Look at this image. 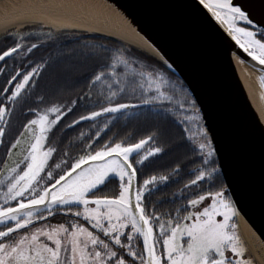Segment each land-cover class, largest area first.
Returning a JSON list of instances; mask_svg holds the SVG:
<instances>
[{"label": "snow or ice", "instance_id": "obj_1", "mask_svg": "<svg viewBox=\"0 0 264 264\" xmlns=\"http://www.w3.org/2000/svg\"><path fill=\"white\" fill-rule=\"evenodd\" d=\"M200 3L264 66V21L256 22L254 9L234 0ZM260 9L264 15V0ZM43 42H16L0 51V62L17 54L26 59ZM58 61L59 71L45 75ZM160 64L85 41L14 68L0 84V264H252L228 186L201 187L214 183L221 166L209 127L162 54ZM6 71L7 65L0 68ZM86 121L95 123L76 138L68 135ZM121 122V130L104 139ZM174 149L179 154L168 167H151L139 179ZM187 164L192 178L178 192L154 197ZM113 178L118 194H94ZM165 201L175 207H159Z\"/></svg>", "mask_w": 264, "mask_h": 264}, {"label": "water", "instance_id": "obj_2", "mask_svg": "<svg viewBox=\"0 0 264 264\" xmlns=\"http://www.w3.org/2000/svg\"><path fill=\"white\" fill-rule=\"evenodd\" d=\"M100 1L114 10L145 44L98 30L54 26L47 21H23L18 16L0 20V35L26 26H39L111 38L146 53L159 63L160 55H164L172 66L171 72L195 99L202 120L213 136L221 177L238 209L235 221L240 237L254 263L264 264V113L261 111L264 66L239 46L227 23L217 21L211 9L200 0ZM30 2L47 3L46 0H0V18ZM234 2L245 10L254 9L257 23L264 21L261 0ZM20 22H23L21 26H14ZM241 68L253 81L260 103L246 88L239 72Z\"/></svg>", "mask_w": 264, "mask_h": 264}, {"label": "bare ground", "instance_id": "obj_3", "mask_svg": "<svg viewBox=\"0 0 264 264\" xmlns=\"http://www.w3.org/2000/svg\"><path fill=\"white\" fill-rule=\"evenodd\" d=\"M76 3L65 2L64 0H46L47 3H26L23 8L14 9L6 14L2 19L17 18L23 21H47L54 26L70 25L81 27L89 30H98L105 33L117 35L122 38L138 40L141 44H145L132 33V30L124 23L120 16L112 9L108 8L100 0H84ZM56 6L61 8H47L48 6ZM75 5V7H74ZM26 16V17H24ZM23 22L14 26H21ZM246 88L252 96H255L260 103V96L251 79L246 77V72L241 68L239 70ZM254 92V93H253ZM264 113V107H261Z\"/></svg>", "mask_w": 264, "mask_h": 264}, {"label": "flooded vegetation", "instance_id": "obj_4", "mask_svg": "<svg viewBox=\"0 0 264 264\" xmlns=\"http://www.w3.org/2000/svg\"><path fill=\"white\" fill-rule=\"evenodd\" d=\"M26 30L27 29L23 28V29H20V30H11V31H8V32H6L4 34H1L0 35V51H3V50L6 49V47H4V46L2 47L3 41H4V36L6 34L7 35H13L14 37H16L17 38L16 42H22L24 44H31L33 42H36V41H33V42L31 41L30 42L29 39L26 36V32L28 33V32L33 31V30H30V31H26ZM24 37H26V39L22 40L21 38H24ZM44 37L45 36L42 35V36H40L39 39L43 40ZM42 45H43V43L41 44V46ZM41 46H39L36 49H34L33 52L31 53V55H29L26 59L22 55L17 54L15 56L10 55L3 62H0V68H3V67H5V65H7V71L6 72H0V84H5L7 79L9 78V75L10 74H14V72H13L14 68H16V67H25L26 68V67H28L29 62L34 61V60L35 61H40L41 57L44 56L46 54V52H47V51L40 52L41 51ZM37 52H39L38 53L39 57H35L37 55ZM132 55H134V54H132ZM134 56H136V55H134ZM137 58L141 59L140 57H137ZM177 99H179V96L177 97ZM83 111H84L83 108H77L76 109V112H79L81 114H83ZM73 115H75V113H73ZM70 118L71 117H69V119ZM90 123H95V121L82 122L76 128L75 132L69 133L68 135L72 136L73 138L78 137L79 131L80 130H87L89 128V124ZM121 126H122V122L121 123H117L116 125H114L113 128H112V131H109L107 133V135L104 136V139H107L108 136H111L113 134V132L120 131L121 130ZM176 131H177V134L179 135V131L180 130L177 128ZM117 138H119V137H117ZM102 143H103V139L100 140L99 143L96 146L99 147L100 144H102ZM149 147H151V145H149ZM175 152H177V149H174L172 152H167L164 155L157 157L155 160H153L151 162V164H149V165H147L145 167V169L143 170V174L141 176H139V179L142 180L143 178H146V176L149 174L148 169L151 168V167H154V166H163L165 168L168 167L169 161L174 157V156L171 157V153H175ZM2 155H3V151H2V149H0V156H2ZM59 159H60V157H58L57 160L53 161V163H58ZM193 163L199 164L200 161L197 160V161H194ZM0 166H2V165H0ZM192 166H193L192 164H187L184 172L181 173L180 178L174 180L166 188L161 189L160 192L154 193V197L160 196L162 194L171 195V193L173 191H177L178 192V190L180 189L181 185L184 184L187 179L192 178L191 176H188V175L185 174L187 172V169L191 168ZM211 166L212 165H209V167H211ZM157 170H159V169H157ZM218 172L219 171H217V173L213 177L214 183H212V181L205 180L203 185H201V187H203L207 191H213L220 184H224L223 179L221 177V174L219 175ZM218 175L220 176V178H218ZM118 183H119L118 178L112 179V180H110L108 182L107 187L101 189L100 191H97L94 194H97V195L113 194V193H117L118 194ZM210 184H211V187L212 186H214V187L213 188L209 187ZM183 202H184L183 200H177L175 203H183ZM159 207L170 208V207H175V204L172 201H165L164 204L159 205ZM60 220H61V217L57 216L55 218V220H53L51 222L55 223V222H59ZM156 231L158 232L159 229L157 228ZM159 247H160V245L157 244V248L158 249H159ZM251 260H252V258H251ZM252 262H253V264H255L253 260H252Z\"/></svg>", "mask_w": 264, "mask_h": 264}, {"label": "trees", "instance_id": "obj_5", "mask_svg": "<svg viewBox=\"0 0 264 264\" xmlns=\"http://www.w3.org/2000/svg\"><path fill=\"white\" fill-rule=\"evenodd\" d=\"M25 29H27L26 31H30V32H26V36L29 39V41L33 42L36 41L37 39L40 38V36H45L43 38L44 42L43 45L41 46V51H47L46 54L44 56H47L49 52H55L57 48L61 47V46H65V47H72L78 44H82L85 41H90V42H95V43H100V42H106L110 45H113L114 47H118V48H123L126 49L129 53L136 55L137 57H140L142 61L147 62V63H151L153 65H156L158 67H162V65L156 61L154 58L150 57L149 55H147L146 53L133 48L129 45L120 43L116 40H113L111 38H106V37H102V36H96V35H86L83 33H79V32H72V31H53L51 30V32H48V29L46 28H41L38 26H26L24 27ZM47 36H52L51 37V42L48 41L46 39V35ZM17 38L14 37L13 35H5L4 36V41H3V45L2 47H8L13 45L14 43H16ZM42 40V39H41ZM39 52H37V55L35 57H39ZM34 54V53H33ZM43 54V53H42ZM63 61H58L55 65H50L45 73V75H49V76H54L60 69V67L62 66ZM178 78L176 75H174L173 79ZM84 82L81 81L80 83H77L74 85L75 89H78L81 87V85ZM189 98L191 99V95L188 92ZM197 106L196 104L193 106V109H195ZM200 115V113H199ZM179 154V150L177 149V152L175 153H171V157L172 156H176ZM216 161V158H213ZM219 171V170H218ZM220 175V171L218 172ZM218 175V178H220V176ZM116 179V178H113ZM214 186H212L211 188H213Z\"/></svg>", "mask_w": 264, "mask_h": 264}, {"label": "rangeland", "instance_id": "obj_6", "mask_svg": "<svg viewBox=\"0 0 264 264\" xmlns=\"http://www.w3.org/2000/svg\"><path fill=\"white\" fill-rule=\"evenodd\" d=\"M226 22V21H225ZM227 23V22H226ZM240 24H241V26H248L247 25V22H244V21H240L239 22ZM254 74V73H253ZM254 76H255V79L257 80V77H256V75L254 74ZM218 218H222V217H218ZM235 223H236V221H234ZM237 232H238V234H239V230H238V227H237ZM240 235V234H239ZM241 241H242V243H243V245L245 246V244H244V242H243V240H242V238H241ZM246 248V247H245ZM245 257L246 258H248L251 262H252V260H251V255H250V252H249V250L246 248V252H245ZM252 264H253V262H252Z\"/></svg>", "mask_w": 264, "mask_h": 264}]
</instances>
